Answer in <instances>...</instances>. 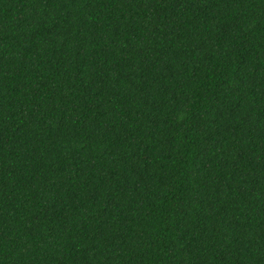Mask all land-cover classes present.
Segmentation results:
<instances>
[{"label": "trees", "instance_id": "16d2710c", "mask_svg": "<svg viewBox=\"0 0 264 264\" xmlns=\"http://www.w3.org/2000/svg\"><path fill=\"white\" fill-rule=\"evenodd\" d=\"M0 264H264V0H0Z\"/></svg>", "mask_w": 264, "mask_h": 264}]
</instances>
